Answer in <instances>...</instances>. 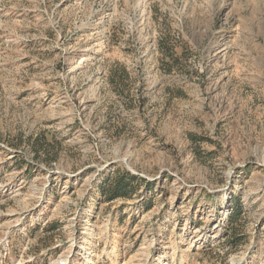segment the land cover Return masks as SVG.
<instances>
[{
	"label": "rangeland",
	"instance_id": "374dc122",
	"mask_svg": "<svg viewBox=\"0 0 264 264\" xmlns=\"http://www.w3.org/2000/svg\"><path fill=\"white\" fill-rule=\"evenodd\" d=\"M0 264H264V0H0Z\"/></svg>",
	"mask_w": 264,
	"mask_h": 264
},
{
	"label": "trees",
	"instance_id": "16d2710c",
	"mask_svg": "<svg viewBox=\"0 0 264 264\" xmlns=\"http://www.w3.org/2000/svg\"><path fill=\"white\" fill-rule=\"evenodd\" d=\"M121 71L125 75H129L128 71L123 66L121 67ZM141 181L136 176L125 172L119 175L114 183H110L107 189L104 187V190L110 200H116L117 198L129 196L131 187L134 186L135 183L140 184Z\"/></svg>",
	"mask_w": 264,
	"mask_h": 264
}]
</instances>
